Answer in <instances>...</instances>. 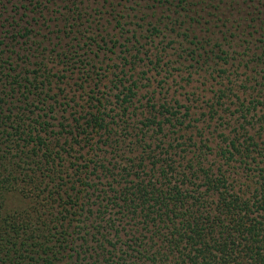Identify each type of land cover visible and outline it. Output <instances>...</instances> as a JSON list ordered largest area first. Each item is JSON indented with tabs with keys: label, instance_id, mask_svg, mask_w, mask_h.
<instances>
[{
	"label": "trees",
	"instance_id": "obj_1",
	"mask_svg": "<svg viewBox=\"0 0 264 264\" xmlns=\"http://www.w3.org/2000/svg\"><path fill=\"white\" fill-rule=\"evenodd\" d=\"M0 264H264V0H0Z\"/></svg>",
	"mask_w": 264,
	"mask_h": 264
},
{
	"label": "rangeland",
	"instance_id": "obj_2",
	"mask_svg": "<svg viewBox=\"0 0 264 264\" xmlns=\"http://www.w3.org/2000/svg\"><path fill=\"white\" fill-rule=\"evenodd\" d=\"M127 11H130V9H126L124 11V14H126ZM111 22H112L111 25L115 23L114 20H111ZM216 35L220 36V33L216 32ZM163 45H166L165 41ZM172 46L173 44L169 45V47L166 49V53L163 56L162 62H167L169 64L170 60L177 58V54H174V50L172 49ZM239 48H240L239 50H243L244 46L239 47ZM252 50L249 51L247 49L246 53L245 52L243 53L245 56V59L250 56V54L252 53ZM183 60H184V56L178 57L177 62H174L173 64L166 65V63H164L165 65L163 66L165 69L161 70L159 68L162 71L159 73H156L154 68H153L154 70L153 69L150 70L151 68L150 65L149 67H143V69L145 68V70L149 69L148 72L146 73V76L151 77L154 81H151L149 86H147L146 88H143L142 91H140V94L141 93L145 94L146 89L148 88L149 90H154L152 92H149L148 96L151 95L153 92L156 94L157 98L166 97L167 99H170L175 96L177 98H180V100L183 103L186 102L187 104H193V106H196L199 102L188 101L186 99V96H189L187 95V92L196 91L197 93H199L197 95L190 96L194 98L202 97V95L205 97L210 96L212 93L209 89V84L206 83L203 85V82L201 84V81L203 80V77H202L203 71H200L198 73L193 72L192 75L190 76V74L186 70V67L183 65H180L181 64L180 62H183L184 64L187 65L189 64L190 61L189 60L183 61ZM192 71L193 69L190 70V72ZM240 75L244 76L242 72L238 73V76ZM142 82H145V80L143 79ZM208 82H211V81H208ZM146 99H147L146 97H143L142 103L146 102Z\"/></svg>",
	"mask_w": 264,
	"mask_h": 264
}]
</instances>
